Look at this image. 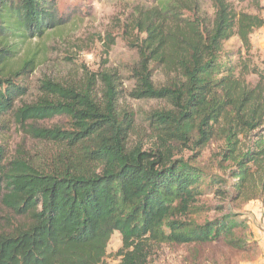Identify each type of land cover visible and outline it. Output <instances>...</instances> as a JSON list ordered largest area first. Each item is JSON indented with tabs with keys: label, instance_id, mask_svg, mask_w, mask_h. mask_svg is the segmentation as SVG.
<instances>
[{
	"label": "trees",
	"instance_id": "obj_1",
	"mask_svg": "<svg viewBox=\"0 0 264 264\" xmlns=\"http://www.w3.org/2000/svg\"><path fill=\"white\" fill-rule=\"evenodd\" d=\"M149 1L126 31L125 45L137 55L126 71L128 91L115 72H85L70 85L42 80L36 101L16 108L37 62L33 56L14 72L6 69L25 40L42 38L59 22L53 0H0V117L13 111L20 126L57 116L72 124L71 131L30 128L63 146L49 170L5 163L0 145V204L25 220L0 236V264H101L114 232L123 242L119 264H149L156 242L223 238L242 247L232 240L240 227L232 204L257 201L264 209V70L251 69L258 76L251 86L242 76L249 67L237 76L222 54L234 35L248 48L264 19L237 14L225 0H212V18L201 13L200 0ZM124 93L166 105L141 116L151 135L147 149L129 145L138 129L136 114L119 109ZM213 143L218 168L229 169L234 183L216 191L228 196L227 212L198 224L191 216L206 175L197 160Z\"/></svg>",
	"mask_w": 264,
	"mask_h": 264
},
{
	"label": "rangeland",
	"instance_id": "obj_2",
	"mask_svg": "<svg viewBox=\"0 0 264 264\" xmlns=\"http://www.w3.org/2000/svg\"><path fill=\"white\" fill-rule=\"evenodd\" d=\"M56 5L58 28H50L40 38L27 39L20 46L15 60L6 69L14 72L34 56V71L26 74L24 81L29 93L19 100L32 103L41 95L42 80L51 79L63 84H75L85 72H115L121 77L122 90L128 91L132 82L126 71L137 61V55L125 45L126 31L130 29L131 17L137 9L149 8V0H53ZM237 14L258 16L264 19V0H225ZM201 13L207 18L213 16L212 0H200ZM250 46L245 48L237 35L224 42L222 54L235 68V74L243 73L245 82L253 86L258 76L251 69L264 70V28L254 30L249 36ZM155 83L162 82L161 76L154 77ZM166 107L156 101H134L124 93L119 109L133 111L138 134H132L129 145L141 143L144 149L151 146V135L145 131V116L156 109ZM13 111L0 117V145L5 150V163L23 161L38 170H49L55 155L63 146L49 140L36 138L30 128H60L71 131L72 124L64 116L49 120L29 121L20 126L14 120ZM219 143L209 145L200 155L197 164L205 173L206 184L201 188L191 216L198 224L218 220L227 212L228 196L222 198L216 191H228L234 180L228 177L229 169L217 166ZM190 151L184 152L186 159ZM221 180L225 181L221 182ZM214 181L213 185L211 182ZM208 185V186H207ZM233 213L240 227L234 230L233 241H240L242 247L230 246L223 238L210 244L171 245L156 242L148 251L149 264H264V209L257 201L232 204ZM24 219L0 204V236L10 233ZM122 236L114 232L107 244L106 255L101 264H119L123 252Z\"/></svg>",
	"mask_w": 264,
	"mask_h": 264
}]
</instances>
